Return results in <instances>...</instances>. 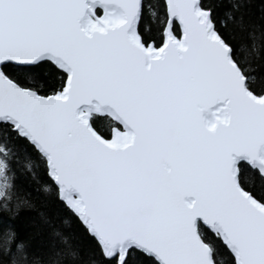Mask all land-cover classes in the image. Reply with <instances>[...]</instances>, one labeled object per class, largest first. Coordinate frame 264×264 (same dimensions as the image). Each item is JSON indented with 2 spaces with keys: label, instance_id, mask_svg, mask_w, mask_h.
I'll list each match as a JSON object with an SVG mask.
<instances>
[{
  "label": "snow or ice",
  "instance_id": "snow-or-ice-1",
  "mask_svg": "<svg viewBox=\"0 0 264 264\" xmlns=\"http://www.w3.org/2000/svg\"><path fill=\"white\" fill-rule=\"evenodd\" d=\"M247 3L0 0V210L33 206L18 170L64 209L46 251L4 228L0 264H264Z\"/></svg>",
  "mask_w": 264,
  "mask_h": 264
},
{
  "label": "trees",
  "instance_id": "trees-1",
  "mask_svg": "<svg viewBox=\"0 0 264 264\" xmlns=\"http://www.w3.org/2000/svg\"><path fill=\"white\" fill-rule=\"evenodd\" d=\"M226 7L227 5L221 6L218 10L220 15H223ZM245 13L246 23H264V0H248ZM233 30L234 26H230L229 31ZM16 185L18 194L22 198L30 200L33 206L27 207L21 204L17 209L14 200L10 203L11 211L0 210V218H2L0 233L11 224L18 238L30 245L31 251L36 253L46 251L50 244L57 243L53 236V230L64 228V225L61 224L64 209L56 202L38 196L36 191L38 185L22 170H18ZM42 217L48 218L50 223H44Z\"/></svg>",
  "mask_w": 264,
  "mask_h": 264
}]
</instances>
